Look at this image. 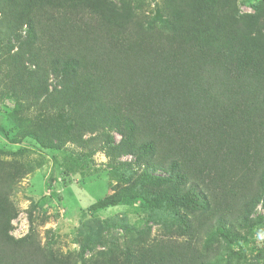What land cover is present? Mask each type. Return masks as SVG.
I'll use <instances>...</instances> for the list:
<instances>
[{"label":"trees","instance_id":"16d2710c","mask_svg":"<svg viewBox=\"0 0 264 264\" xmlns=\"http://www.w3.org/2000/svg\"><path fill=\"white\" fill-rule=\"evenodd\" d=\"M163 10L146 27L125 2L0 0L12 112L41 106L74 125L40 123L27 136L75 143L86 158L133 156L137 175L88 209L134 201L180 222L130 256L85 262V246L73 262L34 233L10 234L24 172L0 163V264H241L222 247L247 246L243 230L264 205V0L246 16L238 0H165Z\"/></svg>","mask_w":264,"mask_h":264},{"label":"rangeland","instance_id":"374dc122","mask_svg":"<svg viewBox=\"0 0 264 264\" xmlns=\"http://www.w3.org/2000/svg\"><path fill=\"white\" fill-rule=\"evenodd\" d=\"M112 1L119 8L124 2L129 4L146 27H159L167 18L163 10L165 0ZM260 1L238 0L240 14L254 13V5ZM4 47L0 46V163H13L24 172L11 192L19 215L12 221L10 234L21 238L34 233L47 251L71 256L73 262L80 259L85 246L84 260L92 262L106 256L124 258L155 239L173 235L180 222L172 211L151 210L134 201L98 211L88 209L104 196L127 186L141 167L129 155L111 160L105 148L86 158L87 150L75 143L53 148L27 136L34 129L39 132L40 123L50 125L66 119L70 128L74 125L68 112L59 115L58 111L41 106L12 112L17 99L8 96L4 85L7 68L3 62ZM115 136L120 139L119 134ZM258 215L264 216L263 204L252 214L256 220L252 231L243 230L248 245L232 249L223 246L224 258L235 253L232 258L239 259L241 264H264V221Z\"/></svg>","mask_w":264,"mask_h":264}]
</instances>
